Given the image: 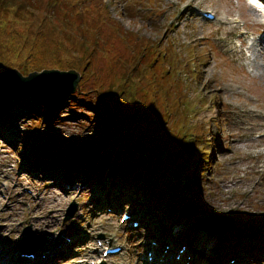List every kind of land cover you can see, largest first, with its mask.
I'll return each mask as SVG.
<instances>
[{"label": "rangeland", "instance_id": "1", "mask_svg": "<svg viewBox=\"0 0 264 264\" xmlns=\"http://www.w3.org/2000/svg\"><path fill=\"white\" fill-rule=\"evenodd\" d=\"M36 1L50 10L51 15L45 16L47 20L58 18L47 6L52 8L57 4V7L66 1L70 10L64 11L65 16L82 15L88 24L95 23L97 31L93 38H89V31L96 28L83 24L92 48L98 46L87 71L91 78L86 80L83 92H88L93 103H97L98 89L103 92L101 98L109 103L115 101L126 114L146 115L161 125L153 124L157 128L154 137L127 123L129 130L120 131L119 137H115L112 128L95 119V111L70 102L57 110L64 122L59 120L53 128L44 124L32 133L35 119L25 112L14 113L7 138H0V264H31L34 259L37 264H45L48 254L51 258L47 264H148L156 243L155 256L163 259L173 242L181 246L175 253L171 249L174 261L177 252L188 247L200 255L199 262L204 259L210 262L211 252L220 242L226 248H219L218 253L236 244L249 246L247 252L236 253V258L219 255L216 264H264V129L251 132L250 140L258 143L251 149L244 143L233 146L230 137L235 133L234 113L248 109L253 123L264 119V82L254 79L257 71L248 65L253 56L248 47L256 37L246 34L249 30L244 22L236 24L241 15L239 1ZM258 1L248 0L264 11V4ZM15 4L14 1L11 16L24 20L1 19L4 25L0 27V50L5 54L8 48L19 51L21 44L30 42L33 20L30 16L35 12L18 13ZM204 14L216 15L217 20L208 21ZM102 15L107 18L103 19ZM218 18H228L241 27L225 48L212 40L221 25ZM78 30L75 32L79 33ZM66 32L62 27L58 35ZM261 32L264 33V28ZM243 35L247 39L241 47ZM63 41L64 37L54 39L55 45L42 66L76 70L82 76L81 83L83 73L70 68L68 55L75 40L69 48L60 45ZM239 51H243L245 60L233 64L226 55L238 58ZM237 78L241 89L234 97L225 89ZM105 91H113L115 96L110 98L111 94ZM248 100L258 101L259 109L246 107ZM52 101L55 104L57 98ZM3 103L0 113L7 108ZM121 108L115 111H122ZM32 135L41 143L49 140L53 149L79 160L99 158L111 142L123 140L136 143L146 153L160 154L165 150V155L176 162L180 156L183 159L200 156L203 165L197 173L200 177L196 174L195 185L189 179L178 181L172 174L168 175L160 191L162 200L157 199L153 204L138 201L133 205L126 200L112 206L104 190L89 187L87 178L81 184L67 186L65 179L47 176L38 167L30 166L29 160L44 150L41 143L37 145L38 140L32 142ZM169 135L167 147L156 151L160 140L167 142ZM26 137L27 142L23 141ZM180 164L184 169L191 165L187 160ZM100 165L109 172L108 161L102 160ZM226 183L229 184L225 186ZM232 185L241 188L238 190L243 192L242 196L231 197L224 192L223 188ZM124 214L133 219L122 223ZM207 218L220 219L223 224L230 222L234 227L216 236L213 231H197V221L204 222ZM137 221L140 225L133 226ZM31 234L44 239L40 253L29 261L13 255L22 251L21 243ZM212 237L217 238L215 248H210ZM108 244L122 251L102 257V247ZM191 245L196 250H191ZM13 258L17 259L16 263ZM175 262L184 263L177 259Z\"/></svg>", "mask_w": 264, "mask_h": 264}, {"label": "trees", "instance_id": "2", "mask_svg": "<svg viewBox=\"0 0 264 264\" xmlns=\"http://www.w3.org/2000/svg\"><path fill=\"white\" fill-rule=\"evenodd\" d=\"M14 1L16 2L15 7L18 13L28 11L35 12L34 15L30 16L33 18L30 27V42H26L25 44L20 43L21 47L19 51L8 48V53L5 54L0 50V72L18 69L16 67H19L18 70H20L24 76H28L30 73L37 70H47L48 68L43 67L42 64L46 62L49 56V50L55 45L53 42L54 39L56 38L58 40V38L61 39L64 37V41L60 44L64 47L70 46L71 41L75 40V45L71 48L68 55L71 56L69 60L71 63L70 68L77 69L83 73L84 79L80 83L81 92H77L66 98L64 102L61 103L59 109H62L63 105H67L70 102H77L80 107L95 111L97 117H95V119H98L97 121L104 124L105 127L112 128L114 132L112 135L115 134V137H119L120 131L126 133L129 130V128L126 129L127 123L138 126L143 133L153 134L155 137L154 132H156L157 128L153 126V124L155 125L156 122L155 120H151L149 116H143L139 113L135 115L126 114L123 108H121V105L117 104L115 101L112 100V102L109 103L107 100L105 101V99L101 98L100 94L103 92H100L98 89H96L97 103H93L88 92L83 93L85 92L84 86L86 85V80L91 78L87 71L92 65L94 51L98 49L97 44L95 46L96 48H92V44L90 43L91 39H89L93 38V35H95L97 31L95 23L88 24L87 21L86 23V19L82 15H78L77 17L71 15H69V17L65 16L63 14L64 11L68 12V10H70L69 3L66 1H62V4L57 7V4H55L52 8L45 3L49 9H53V13H56L58 17L57 19L48 18L47 20L45 16L51 15L49 13L50 10H46L42 4L38 5L36 0H0V27L4 25L1 19L14 18L19 21L24 20L19 16H11L13 11L12 3ZM104 17L107 18V15H102L103 19ZM83 24L96 28L94 32L89 31V38L86 35ZM62 27H65L67 32L66 34L62 33L58 35V30L60 31ZM77 29H79V33L75 32ZM17 47H19V44ZM104 93H110V98L115 96V92L113 91H105ZM99 105L103 107L102 110H99ZM71 106L72 104H70V107ZM116 108H121L122 111H118V109L115 111ZM16 112L28 113L35 119L36 125L33 127L32 133H36L44 124L53 128L59 120L62 122L65 120V118H60L61 116L58 111L49 109L33 98L14 99L9 109L0 113V138H7V128L13 127L12 123L15 116L13 114ZM62 114L64 113H61V115ZM156 124L161 125L158 123ZM24 139L23 141L26 142L29 140L28 137ZM38 139V137L32 135V142ZM170 140V135L168 136L167 142L160 140L161 145L157 147L156 151L161 148L165 149L170 143ZM40 143L41 142L38 140L37 145ZM51 144L49 140L41 143L40 146L44 150H39L37 157L29 160V165L38 167V169L47 176L50 175V177H56L57 179L59 178V180L65 179L66 182H70L69 184L71 185L81 184L83 179L87 178V185H89V187L92 189L100 188L104 190V196L108 199L107 202L112 206H118L114 204H123L126 200L132 205L134 202L138 201L153 204L157 199L162 200L159 199L161 195L160 191L164 188L163 182H166V177L168 175L172 174L178 181H188L189 179L195 185L196 174L203 165L200 156L196 158L194 155L186 159L180 156L177 158L179 162H176L173 158L165 155V150L161 151L160 154L146 153L145 150L139 148L136 143L130 144L123 142V140L120 142H111L99 158H89L86 159L87 161L79 160V158L76 159V157H72L69 154L64 155L58 150L53 149ZM102 160L108 161L109 172H106V169L103 168L104 166L100 165ZM182 160H187L191 163L188 169H184L185 167L183 168L180 164ZM197 176L200 177L198 174ZM160 180L162 182H160ZM151 181L153 184L150 183ZM248 246L244 245L243 247H239L236 244L230 247L229 251L233 254L242 251L247 252ZM222 248L225 247L222 245Z\"/></svg>", "mask_w": 264, "mask_h": 264}, {"label": "bare ground", "instance_id": "3", "mask_svg": "<svg viewBox=\"0 0 264 264\" xmlns=\"http://www.w3.org/2000/svg\"><path fill=\"white\" fill-rule=\"evenodd\" d=\"M196 1L197 0H192V2L194 3H196ZM238 1L240 4L239 10H240L241 15L239 16V19L236 22V24H239V22H244V26L249 30V32L246 30V34L250 33L256 37L254 40V43L248 47V49H250L253 52V56L251 58L252 62L249 61L248 65L257 71V74L255 75L254 79L259 78L261 81L264 82V35H263L264 33L261 32V29L264 28V22L262 21V19L264 18V11L260 7H257L256 5L248 2V0H238ZM198 6L200 5L196 4V7ZM249 21L251 22V25H249L248 23ZM218 22H220L221 25L216 30V33L214 35L215 37L212 38V40H215V42H217V45L223 46L225 48V46H227V42L229 40L231 41L241 31V27L239 25H234V22L228 18H218ZM246 39H247L246 35H243L241 37L240 39L241 47L246 44ZM228 44H230V42ZM237 54H239L238 58H235L234 56L228 55V54L226 56L230 57L233 64L240 63L243 60H245L243 51H239L237 52ZM253 72L254 71H252V73ZM239 89H241L240 78H237L236 81L232 80L231 85H228V88H226L225 90L230 92L234 97H236V95L239 94L238 93ZM222 90L224 91V89ZM257 104H258V101L248 100L246 107L248 108L255 107L256 109H259V107L256 106ZM211 114L212 113H209L208 115H211ZM233 119L236 121L233 124L235 133L230 136L234 142L233 146H237L238 143H244V146L249 149L255 148L256 146H258V143L250 140L249 136L253 130L264 129V119L253 123L250 120V111L248 109L247 110L243 109V111L239 113H234ZM227 184L229 183H226L225 186ZM238 189H241V188H236V185H232L228 188H223L224 192H227L231 197H235L236 195L242 196L243 192L239 191ZM215 241H217L216 237H212L210 239V246H211L210 248H214L216 246L214 244ZM173 243L174 244L169 245V248L167 249L166 253L163 255V259H164L163 263L160 261L162 259L161 257L159 259L156 258L155 256L156 251L154 249L155 247L153 246L152 256H151L153 258L152 264H174L175 261L171 257L172 253H175L178 250V248H180L181 246L176 245L175 242ZM172 247H173V252L171 253ZM1 249L2 247L0 246V250ZM23 254H24V251H21L19 254H13V255L15 256L17 255L26 261L31 260L29 259V257H25ZM177 254L180 255L181 257L180 262L182 261L185 264H213L211 260L209 262L206 259H204V261L199 262L198 260L199 254L196 251L186 250L183 253H179L178 251ZM50 258H51V255L48 254L47 263L49 262ZM12 260L14 263L17 262L16 258H13ZM183 260H186L187 262ZM36 262H37V259H34L31 262V264H37Z\"/></svg>", "mask_w": 264, "mask_h": 264}, {"label": "water", "instance_id": "4", "mask_svg": "<svg viewBox=\"0 0 264 264\" xmlns=\"http://www.w3.org/2000/svg\"><path fill=\"white\" fill-rule=\"evenodd\" d=\"M81 78V74L76 70L60 71L56 69H47L32 72L28 76H24L17 69L5 70L0 72V87L3 86V88H0V108H2L4 100L3 104L7 105V108L4 109L5 111L9 109L14 99L33 98L49 109L57 111L66 98L80 92ZM54 97L57 98L55 104L52 101ZM219 220L220 219L208 218L205 219L204 222L200 221L199 225L201 228H205L217 234H221V232L233 228L230 222L223 224L222 221ZM29 242L30 240L26 241L25 243L27 244H25L24 247H32ZM36 249L37 248H31L30 251L34 252Z\"/></svg>", "mask_w": 264, "mask_h": 264}]
</instances>
